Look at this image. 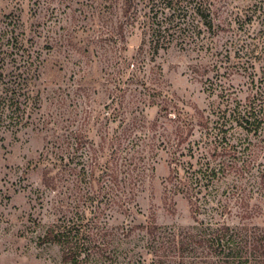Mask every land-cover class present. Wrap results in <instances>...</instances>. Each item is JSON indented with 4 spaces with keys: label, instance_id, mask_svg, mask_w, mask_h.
<instances>
[{
    "label": "rangeland",
    "instance_id": "1",
    "mask_svg": "<svg viewBox=\"0 0 264 264\" xmlns=\"http://www.w3.org/2000/svg\"><path fill=\"white\" fill-rule=\"evenodd\" d=\"M209 1L203 48L155 55L152 0L128 15L125 0H0L5 81L21 101L25 77L38 91L23 123L0 130V264H71L42 240L59 226L78 232L89 264H150V238L134 228L237 226L243 197L257 208L247 224L264 228V128L248 134L231 118L264 105V0ZM197 23L190 14L188 30ZM133 126L147 167L126 212L108 177L87 176L86 153L120 168L130 152L118 138Z\"/></svg>",
    "mask_w": 264,
    "mask_h": 264
},
{
    "label": "trees",
    "instance_id": "2",
    "mask_svg": "<svg viewBox=\"0 0 264 264\" xmlns=\"http://www.w3.org/2000/svg\"><path fill=\"white\" fill-rule=\"evenodd\" d=\"M136 0H125L124 13L133 9ZM153 17L150 18L148 29V39L154 54L168 50L174 43L181 44L182 47H196L202 49L201 39L204 27L209 33L214 30L213 4L209 0H152ZM156 8V9H154ZM133 13V12H132ZM161 13V18L159 17ZM192 14L197 20V25L192 31L188 30V16ZM136 20V14L133 13ZM211 31V32H210ZM120 35L124 40L123 27H120ZM7 68L0 66V130L14 128L23 123L27 111L33 110L38 99V91L32 89L31 82L36 80L34 76L25 77L22 81L26 92L24 101L20 100L17 94V87L8 79ZM16 83V82H14ZM36 96V97H35ZM245 110H240L237 105L231 118L248 134L257 135L264 128V105L257 106L250 102ZM222 118L227 122L228 117L222 113ZM136 126L126 127L119 135L120 144L127 142V150L130 152L129 159L120 168L118 162L104 166L97 159L86 153L89 162L92 181L99 173L98 178L110 179L107 190L112 192L118 190L116 205L126 212L132 210L131 207H123L128 202L129 197L136 201L135 189L143 182V175L147 163L146 157L141 154L143 149L139 146L141 137L136 135ZM134 134V136H132ZM78 136H76L77 138ZM131 138V139H130ZM78 145H81L80 140ZM91 146L90 149H92ZM89 149V150H90ZM251 158L247 163H252ZM246 163V164H247ZM141 165L146 166L141 170ZM123 167V170H122ZM73 171V169H72ZM125 174V176H122ZM86 177V176H85ZM212 175L210 174L209 178ZM51 182V183H50ZM199 182V180H198ZM47 187L55 188L51 178H45ZM113 201V200H111ZM240 210L237 218L240 222L237 226L228 224H213L206 227H194L188 229H162L155 221L148 225L138 226L134 230H145L150 238V249L154 259L150 264H264V228L249 225L246 221L251 219L256 213V207L251 208L249 198H241ZM114 203V202H113ZM195 208L193 213L196 214ZM72 227L59 226L50 229L44 236L43 243H54L62 246L64 260L71 264H89L90 258L86 256L82 259L80 246L78 244L77 233H73ZM130 230L125 236H130Z\"/></svg>",
    "mask_w": 264,
    "mask_h": 264
}]
</instances>
